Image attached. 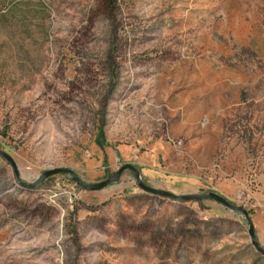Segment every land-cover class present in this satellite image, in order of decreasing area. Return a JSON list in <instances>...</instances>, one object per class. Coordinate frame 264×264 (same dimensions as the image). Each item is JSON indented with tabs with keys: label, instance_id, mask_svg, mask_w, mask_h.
<instances>
[{
	"label": "rangeland",
	"instance_id": "374dc122",
	"mask_svg": "<svg viewBox=\"0 0 264 264\" xmlns=\"http://www.w3.org/2000/svg\"><path fill=\"white\" fill-rule=\"evenodd\" d=\"M99 138L102 141L100 145ZM0 264H264V0H0Z\"/></svg>",
	"mask_w": 264,
	"mask_h": 264
},
{
	"label": "water",
	"instance_id": "95a60500",
	"mask_svg": "<svg viewBox=\"0 0 264 264\" xmlns=\"http://www.w3.org/2000/svg\"><path fill=\"white\" fill-rule=\"evenodd\" d=\"M0 155L5 157L11 163V165L15 169L17 177L19 178L20 174H19L18 166H17L14 158L9 153H7V152H5V151H3L1 149H0ZM127 169H130V170H132L135 173L139 186L142 189H144V190H146L148 192H151V193H154V194H158V195H162V196H166V197H169V198H171V199H173L175 201H183V202L184 201H195V200H201V199H205V198H211V199H214V200H216L218 202H221V203L225 204L226 206H228V207H230L232 209L240 210V211L244 212L246 217L248 218V221H249V225H250L249 231H250V234H251L252 242L256 246V248L261 253L264 254V248H262L260 246V244L258 242V239L256 237L253 221L250 219L249 213H248V211L245 208L232 204L224 196H222V195H220L218 193H214V192H211V193H208V194H182V195H178V194H175V193L167 191V190H162V189H158L157 187L149 186V185H147V184H145L143 182V180L141 178L140 170L136 166L131 164V163L124 164L111 177H109V178H107V179H105L103 181L97 182V183L86 182L83 179H81L75 173L74 170H72L70 168L60 167V168H55V169H50V170L45 171L43 173V175L41 176V178H39L36 182H34L32 184H27V185L35 186L36 184H38L41 180L45 179L46 177H49V176H52V175H55V174H58V173H70L72 175L73 179L80 186H82L83 188H85L87 190H92V191L93 190H101V189L107 187L108 185H110L111 183L118 181L120 179L122 173L125 170H127Z\"/></svg>",
	"mask_w": 264,
	"mask_h": 264
},
{
	"label": "trees",
	"instance_id": "16d2710c",
	"mask_svg": "<svg viewBox=\"0 0 264 264\" xmlns=\"http://www.w3.org/2000/svg\"><path fill=\"white\" fill-rule=\"evenodd\" d=\"M99 142H100V145L102 146L103 144H102V141H101V139L99 138Z\"/></svg>",
	"mask_w": 264,
	"mask_h": 264
}]
</instances>
